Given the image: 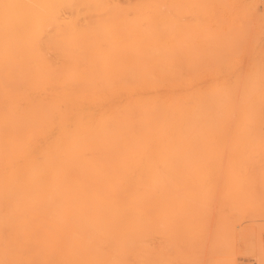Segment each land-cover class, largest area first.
I'll use <instances>...</instances> for the list:
<instances>
[{"label":"rangeland","instance_id":"rangeland-1","mask_svg":"<svg viewBox=\"0 0 264 264\" xmlns=\"http://www.w3.org/2000/svg\"><path fill=\"white\" fill-rule=\"evenodd\" d=\"M104 1L119 7L123 18L122 22H105L110 25L106 34L96 26L97 12L77 2L68 9L61 5L53 32L9 37L25 41L12 49L22 52L21 65L14 72L24 73L28 70L25 59L40 53L56 80L71 81L72 75L75 83L94 82L86 92L88 98L98 97L111 108L115 121L125 123L119 131L123 148L114 153V158L122 153L124 157L103 171L106 191L96 196L110 208L112 202L121 206L139 178L131 166L129 129L139 112L137 100L148 99L147 71L152 65L167 67V94L181 101L180 161L167 164L164 191L153 190L152 236L146 238H151L149 262L264 264V93L258 89V84L264 85V0ZM87 24L96 28L86 31ZM106 80L113 86L104 87ZM131 105L134 108L129 112ZM61 110L68 114L63 103ZM65 128L68 136L61 137L54 126L41 144L71 141L85 134L74 118L66 119ZM15 156L10 150L0 163L3 208L16 198L17 190L46 196L51 186L49 175L41 181L30 179ZM74 185L85 199L93 198L89 190ZM157 195L165 206L160 212ZM163 216L166 224L161 222ZM11 246L15 264H46L39 243ZM157 252L164 261H159ZM7 264H13L12 256Z\"/></svg>","mask_w":264,"mask_h":264},{"label":"bare ground","instance_id":"bare-ground-1","mask_svg":"<svg viewBox=\"0 0 264 264\" xmlns=\"http://www.w3.org/2000/svg\"><path fill=\"white\" fill-rule=\"evenodd\" d=\"M77 2L78 5H87L89 11L97 12L96 26L105 34L110 26L105 22L123 21L119 7L107 6L104 0H0V163L11 150L30 179L41 181L49 175L51 185L46 196L41 192L24 194L20 189L18 194L15 192L13 201L12 194L8 196L10 205L3 208L0 203V264H7L10 256L15 264V250L10 245L26 241L39 243L40 254L47 257L46 264H151L149 254L152 247L148 243L151 238H146L152 232L153 190L155 187L156 191H164L167 164L180 161L181 101L179 96L170 99L167 94V67L152 65L147 71L148 99L137 100L139 112L133 115L135 120L129 129L131 166L139 172V178L121 206L112 202L110 208L96 196L106 191L102 185L103 171L124 157L122 153L114 158V153L122 147L119 131L125 123L115 121L111 108L104 106L98 97L88 98L86 92L94 82L75 83L72 75L71 81L56 80L40 53L35 58L25 59L24 67L28 70L24 73L14 72L17 64L21 65L22 52L12 49L15 44L22 46L25 41L9 37L53 32L58 27L61 5L68 9ZM136 23L134 21V26ZM90 26L86 25V31H93L95 25ZM149 26L151 24L146 25L147 31ZM7 45L12 47L6 49ZM113 84L106 80L103 86L109 88ZM258 86L263 94L264 85ZM62 103L67 108L66 115L61 110ZM68 118H74L76 127L85 133L84 136L43 146L41 140L51 136L54 126L61 137H66L65 121ZM74 183L89 190L93 198L88 196L85 199ZM162 199L157 195L156 209L159 212L165 207ZM162 218L160 221L166 224V217Z\"/></svg>","mask_w":264,"mask_h":264}]
</instances>
